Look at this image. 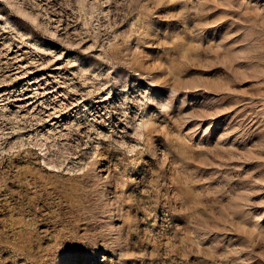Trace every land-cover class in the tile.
<instances>
[{"label": "rangeland", "instance_id": "1", "mask_svg": "<svg viewBox=\"0 0 264 264\" xmlns=\"http://www.w3.org/2000/svg\"><path fill=\"white\" fill-rule=\"evenodd\" d=\"M0 264H264V0H0Z\"/></svg>", "mask_w": 264, "mask_h": 264}]
</instances>
